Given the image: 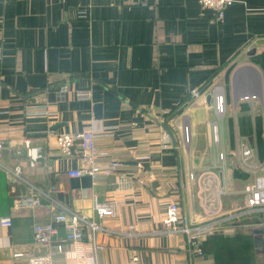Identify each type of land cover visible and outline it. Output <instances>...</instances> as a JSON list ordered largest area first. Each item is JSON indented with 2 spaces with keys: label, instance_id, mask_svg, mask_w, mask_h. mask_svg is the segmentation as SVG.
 Segmentation results:
<instances>
[{
  "label": "crops",
  "instance_id": "crops-1",
  "mask_svg": "<svg viewBox=\"0 0 264 264\" xmlns=\"http://www.w3.org/2000/svg\"><path fill=\"white\" fill-rule=\"evenodd\" d=\"M84 129L109 150L102 164L121 162L115 173L69 175L81 150L64 155L56 135ZM0 139V161L19 165L27 180L0 165V219L13 222L0 224V264L49 251L53 264H78L63 225L48 245L34 241L32 227L59 210L92 218L96 199L116 214L102 219L92 264H217L219 247L233 241L224 231L193 257L162 218L177 201L190 220L207 223L199 197L207 169L224 191L220 217L247 208L246 187L264 177V0H235L222 19L198 0H0ZM24 140L41 153L35 162ZM30 184L55 189L25 206Z\"/></svg>",
  "mask_w": 264,
  "mask_h": 264
},
{
  "label": "built area",
  "instance_id": "built-area-1",
  "mask_svg": "<svg viewBox=\"0 0 264 264\" xmlns=\"http://www.w3.org/2000/svg\"><path fill=\"white\" fill-rule=\"evenodd\" d=\"M203 8L212 9L217 16L222 19L225 15V10L235 0H198ZM198 93V92H196ZM195 93V94H196ZM77 97L87 98L89 92L87 90L77 91ZM214 103L219 114L224 113L225 104L221 94H215ZM97 134L92 129H84L77 132H62L56 135V140L60 151L64 155H72L77 146L80 147L81 167L69 170L71 176H81L88 174L93 177L98 175H111L121 165L117 159H110L107 163L102 164L100 160L108 157L110 152L97 144ZM185 141H189L188 127L184 130ZM28 147V155L35 162L41 153L37 148L30 147L28 142L24 140ZM7 143L0 139V155L1 151ZM249 150H245V154H249ZM220 158H223L220 155ZM0 165L8 170L14 180L24 181L22 168L17 165L7 167L0 161ZM219 178L212 170L207 169L200 178L201 190L199 197L208 214L209 219L203 222H194L190 220L181 211L180 204L177 201H171L164 212L162 224L165 232L169 234L182 235L187 242L188 252L191 256H203L205 254L204 241L215 231L223 228V221L242 218L247 214L257 211H264V177L257 178L256 182L246 187V191L251 193L248 199V207L234 213L233 216H222L218 214L221 210L216 204L217 197L224 193L219 185ZM31 193L20 198L21 204L25 206L39 205L42 201V196H50L49 193L54 191L55 185L44 191L37 186L30 184ZM94 216L91 218L85 214H78L71 210H59L53 217L45 223L33 224V239L37 244H51L54 236L58 233L59 226L63 225L66 231L65 238L74 244V249L69 251V254L78 264H92L96 260L98 252L103 249V245L97 240V235L103 229L102 219L106 216H115L116 206L114 203H103L96 199L94 206ZM212 218V219H210ZM0 224L3 226H11L13 224L9 217L1 218ZM260 225V224H259ZM133 228V226H131ZM58 250L63 249L61 243L56 245ZM23 254L28 255L29 264H53V251L47 253L33 254L30 252H16L14 257H19Z\"/></svg>",
  "mask_w": 264,
  "mask_h": 264
},
{
  "label": "rangeland",
  "instance_id": "rangeland-1",
  "mask_svg": "<svg viewBox=\"0 0 264 264\" xmlns=\"http://www.w3.org/2000/svg\"><path fill=\"white\" fill-rule=\"evenodd\" d=\"M254 226L257 225L236 223L234 226H231L232 229L230 228L229 231L227 229L215 231L214 234L224 231L223 237H226L227 241L233 240L231 243H225L219 247L216 263H223L231 259L236 264H264V249L259 246L253 247L252 245L254 240L252 228Z\"/></svg>",
  "mask_w": 264,
  "mask_h": 264
},
{
  "label": "water",
  "instance_id": "water-1",
  "mask_svg": "<svg viewBox=\"0 0 264 264\" xmlns=\"http://www.w3.org/2000/svg\"><path fill=\"white\" fill-rule=\"evenodd\" d=\"M95 117L101 118L102 116V106L100 103L95 104ZM252 234L254 235V242L256 246L264 249V224L254 226L252 228Z\"/></svg>",
  "mask_w": 264,
  "mask_h": 264
},
{
  "label": "trees",
  "instance_id": "trees-1",
  "mask_svg": "<svg viewBox=\"0 0 264 264\" xmlns=\"http://www.w3.org/2000/svg\"><path fill=\"white\" fill-rule=\"evenodd\" d=\"M240 224H251V225H259V224H264V211H257L251 214H247L243 216L239 220ZM253 245V243H252Z\"/></svg>",
  "mask_w": 264,
  "mask_h": 264
},
{
  "label": "flooded vegetation",
  "instance_id": "flooded-vegetation-1",
  "mask_svg": "<svg viewBox=\"0 0 264 264\" xmlns=\"http://www.w3.org/2000/svg\"><path fill=\"white\" fill-rule=\"evenodd\" d=\"M261 248V247H260Z\"/></svg>",
  "mask_w": 264,
  "mask_h": 264
}]
</instances>
